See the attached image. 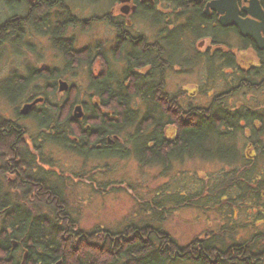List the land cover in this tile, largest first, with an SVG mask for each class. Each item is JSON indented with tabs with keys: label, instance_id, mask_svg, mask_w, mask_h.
Segmentation results:
<instances>
[{
	"label": "trees",
	"instance_id": "trees-1",
	"mask_svg": "<svg viewBox=\"0 0 264 264\" xmlns=\"http://www.w3.org/2000/svg\"><path fill=\"white\" fill-rule=\"evenodd\" d=\"M262 3L264 5V0ZM187 21L184 31L191 32L196 37L200 30L201 35L210 36L216 44L227 46L221 37L224 29L212 27L211 34L208 28H201L200 24L205 21L202 15L195 12L191 20ZM181 30L182 26L175 28L174 33H168V38L164 39L166 46L171 47V42L174 43L177 39L176 34ZM240 40L245 48L254 45L250 39L241 37ZM148 53L152 59L151 55L154 52L148 51ZM256 54L259 64L247 70H241L236 64L234 54L230 51L226 53L218 51L212 56L207 54L198 56V61L200 60L201 65L207 69L205 76H208V79L204 82L206 87L207 82L214 80L215 75L221 76L225 85L229 78L235 79L236 82L230 83L227 89L214 94L207 105H189L186 109L177 102L178 99L174 95L168 92L163 94V79L158 73L171 68L172 56L169 52L165 54L166 60L163 65L151 64V69L146 75L137 73L135 68L123 69L121 74L132 80L129 88L125 87L124 82L118 78L120 76L116 71L107 70L101 77H93L91 74L88 91L93 93L99 106L110 107L114 113L103 115L99 110L100 107L93 105L91 109L93 116L84 117L82 122L70 123L61 118L54 123L52 116L54 112L60 114L61 109L53 107L54 109L52 108L49 113L40 114L42 119L52 117L47 123L39 118L40 126L46 131L48 126L53 125L54 132L62 134V131H67L70 135L74 132V135L82 136L83 139L89 138L87 133L84 134V130L88 129L91 130L90 135H94L95 132L92 131L98 130L103 137L108 132L123 134L128 144L125 147L114 145L103 154L95 149L94 152L84 155L126 157L124 155H127L130 147L138 164L145 167L161 164L164 172L170 170L172 161L177 162L184 157L214 159L229 165L232 169L222 176H214L206 189L204 183L199 181L198 189L192 193L182 192L185 195H177L173 191L171 195L181 204L199 205L201 202L200 204H217L216 207L220 208L218 202L221 198L234 202L250 198L255 204L262 203L264 206V106L256 108L250 103L230 106V99L239 90L253 92L264 88V50H256ZM226 67L234 68L238 72L227 76L224 71ZM214 73L215 75L212 76ZM129 106H133V109ZM58 113H56L57 117ZM165 123L173 126L174 132L169 141L164 137ZM7 136L8 133H5L0 137V146H3L1 150H6L5 146H8ZM94 142L92 141V147ZM75 149L79 154H83L81 147ZM87 150L91 149L87 148ZM203 190L206 194L201 193ZM12 193L8 189L0 198V236H2L0 249L7 247L3 245L4 241L8 244L10 239H19L27 244L29 260H32L30 264H54L58 259H61V264H170L178 258L189 260L194 264H227L228 262L229 264H264V229L253 232V238L247 243L232 240L227 244L226 242L232 237L224 242L223 238L216 236L203 240L196 238L183 247L163 229L147 224L141 227L130 224L117 233L118 237L109 236L102 243L96 240L99 230L86 233L78 230L77 234L69 235L65 240L66 236L58 232L66 224H61L63 220L60 219V215L63 211L59 209L60 206L53 204L50 210L54 215L51 217L48 209L46 210L48 215L40 216L34 207L11 202ZM161 200H164V197ZM47 205L45 204V207ZM155 205L158 206V203L155 202ZM259 218L263 219L264 214L258 213L257 219ZM69 226L74 227L73 224ZM130 232L133 234L132 237L126 236ZM76 237L79 238L77 247L73 246V239ZM177 252H182L183 256ZM110 254L112 256L105 259V256ZM212 255L215 257L214 260ZM100 256L105 259L103 262H99Z\"/></svg>",
	"mask_w": 264,
	"mask_h": 264
},
{
	"label": "rangeland",
	"instance_id": "rangeland-1",
	"mask_svg": "<svg viewBox=\"0 0 264 264\" xmlns=\"http://www.w3.org/2000/svg\"><path fill=\"white\" fill-rule=\"evenodd\" d=\"M73 1L75 7L73 9L77 13V18H81L82 24L79 29H72L67 34V36L69 35L76 39L74 47L76 49L86 46L91 47V45L94 46L99 42L102 47L110 48L115 43L114 29L105 22L93 20L103 15L108 10V6L104 5L103 2L102 7L98 5L99 7L95 8L87 6V3L85 4L81 0ZM9 8L7 0H0V18H4L9 14ZM164 13L169 14L165 10L162 12L156 11V16L160 18L158 24L150 18L151 20H146L145 25H137L142 33L144 32L145 35L149 36L148 42H154L156 38L154 34L159 29H163L164 36L169 30H175L176 27L182 26L185 21L184 17L176 19L175 15L164 16ZM165 21H170L171 23L166 25ZM166 26L170 29H166ZM197 33L198 35L195 37L191 32L184 31L182 28L176 34L177 39H175L178 40L177 43L180 42L182 49L178 48L180 46H175L177 44L172 42L171 47L165 45L173 58H171V68L166 71L164 76L166 78L165 88L168 93L178 99L177 102L184 109L189 107V105H207L214 94L227 89L230 83L236 82L235 79L229 78L230 80L227 79L228 82L225 85L222 77L214 73L212 75H215L213 77L214 80L211 79L207 82V87H210L206 89L204 82L208 79V76H205L207 69L201 65L200 60L198 61V56L204 53L212 56L218 51L223 53L230 51V53L234 54L236 64L241 70H247L251 66L259 64L255 51L252 48H243L244 45L232 30L222 33V39L227 43V46L211 44L208 35H201L200 30ZM35 45L36 50L44 52L47 63L52 64L53 59L51 57L56 52L53 51L51 45L46 43L45 40L37 41ZM8 50L0 51V56H2L0 58V120L7 118L13 122L20 123L21 127H23L22 138L28 149L29 157H32L34 161L32 166L42 170V173L49 171L48 176L52 181L61 179L63 183L65 182L63 197L65 202H67L60 204L61 206L66 205L65 209L67 210L66 216L68 219L63 220L64 224L69 223L70 225L73 224V221L75 222L74 227L76 230H80L82 233L99 230L96 240L100 241V243L109 238V236L114 237L116 235L118 237L117 233L130 226V224L139 227L147 224L166 231L181 247L196 238L203 240L216 236L223 238L224 242L229 237H232L226 242L227 244L232 240L233 242L236 240L247 243L249 239L253 238V232L264 229V218L257 219L258 213L264 214V206L262 203L255 204L250 198L245 201L235 200V202L221 198L218 202L221 207L218 208L216 207L217 204H200L201 202L199 205L181 204L171 195L173 191L177 195L192 193V191L198 189L199 181L204 183V188L206 189L214 176H222L223 173L232 169L229 165L214 159L200 160L194 157L191 159L184 157L183 160L172 161L170 170L164 172L161 164L149 165L148 167L138 164L134 155L130 154L132 153L131 150H129L127 155H124L126 157L116 155L118 156L116 159L79 153V155H75V153L62 149L63 147H59L54 142H48V137H45L46 139L40 138L42 131L34 125L32 122L33 118L31 116L18 115V109L22 108V104L29 96V93L17 94L3 91L7 86L9 88L15 87L12 85L14 81L4 80L5 73L11 71L9 70L11 69L9 64L16 67L27 63L34 65L32 62H28L32 49L26 44H20L18 52L20 56L19 60L16 61V65L12 63L14 54L10 48ZM8 58H10V61H8ZM95 69L96 67H94ZM86 70V68H83L77 73H70L68 78L70 85L76 84L80 92L88 83ZM224 71L227 76L238 72L230 67L224 68ZM24 87L25 91L30 90L28 86ZM70 96V99L75 98L74 93ZM66 97L68 95L65 93L56 94L52 99L54 103L59 104ZM77 98L78 95H76ZM247 103H250L252 107H263L264 88L253 92L247 90L243 92V89H241L230 99V106H243L247 105ZM2 147L0 146V148ZM14 149L16 150V148ZM11 151L9 152L10 155H5L2 153L5 150L0 149V161L10 158L9 162L20 160L18 159L19 154L14 156L16 151L13 153ZM4 171H6L5 165L0 167V198L1 194L8 191L11 187L17 190L22 188L20 185L23 182L22 180L14 181L13 174L6 173L4 175L2 173ZM93 181L96 182L94 183ZM201 193H204V190ZM20 197L22 201L24 200L28 203V207H34L40 216L45 215L47 209L50 214H53L50 210L53 208L52 200L45 194L40 198V201H35L34 197L30 200L28 195ZM163 197L164 200H161ZM155 202L158 203V206L155 205ZM45 204L48 205L45 207ZM120 234L122 235L123 233ZM132 235L131 232L126 234L129 237H132ZM68 237L67 233L65 240ZM79 238L73 239V246H78ZM178 253L183 256L182 252ZM110 256L112 255L105 256V259L110 258ZM195 257L196 254L194 255ZM105 259L100 256L99 262H103ZM212 259H215L214 255H212ZM184 260L180 258L174 259L170 264H194L189 260Z\"/></svg>",
	"mask_w": 264,
	"mask_h": 264
},
{
	"label": "flooded vegetation",
	"instance_id": "flooded-vegetation-1",
	"mask_svg": "<svg viewBox=\"0 0 264 264\" xmlns=\"http://www.w3.org/2000/svg\"><path fill=\"white\" fill-rule=\"evenodd\" d=\"M81 1L85 4L87 3V6L95 8L99 7L98 5L102 7L103 2L104 5L108 6V10L103 15H100L93 20L97 22H105L109 27L114 29L115 43L112 44L110 48L106 49L102 47L99 42L94 46L91 45V47L86 46L80 49L74 47L76 39L72 36H67V34L72 29H79L82 24L81 18H77V13L73 9L75 8L73 0H7V4L10 6L9 14L4 18H0V51L3 50L4 52L5 49L8 50V48H10L11 52L14 54L12 63L16 65V61L19 60L20 56V53H18L20 44H26L32 49L30 51L32 53L29 54L30 60L28 59V62L34 64L30 65L27 63L24 65H17V67L9 64L11 66V69L9 70L11 71L5 73L4 80L14 81L12 85L15 87L9 88L7 86V88L2 90L5 93H29V96H27V99H25L22 104V108L24 105L30 104L31 106H29V109L25 113L21 112L22 108L18 109V115L31 116L33 118V121H31L37 129L40 128L42 131L40 138L43 137L46 139L45 137H48V142H54L59 147H63L62 149L75 153V155H79L75 149L76 147H81L83 149V155L85 153L94 152L95 149L98 153L103 154L105 151H109L110 147L114 145L125 147L128 144L127 140L123 138V134L118 135L115 132L105 133L103 137L98 130L92 131L95 133L94 135H90L92 133L91 130L88 129L84 130V134L87 133L89 135L87 137L89 138L83 139L82 136L74 135V132L72 135L67 131H62V134L54 132V130H52L54 128L53 125L50 127L48 126L45 131V129L40 126V114L43 112L49 113L53 107L60 108V114L54 112L55 114L52 116L53 119L52 117L41 118L42 122L44 121V123H47L52 119L54 123H57L61 118L70 121V123L74 121L82 122L84 117L90 118L93 116L91 113L93 105L99 106V102L94 97L93 93L88 91V87L91 84V81H89V75L92 74L93 77H101L107 70L111 72L116 71L117 75L120 76L118 78L124 82L125 87L129 88L132 85V80L122 75L123 69L135 68L137 73L146 75L151 69V64L153 65L156 63L158 66L163 65L166 60L165 54H168L169 51L165 46L166 42L164 44V39L168 38L169 32L174 33V29L169 30L166 35L163 36L164 31L161 28L154 34L156 37L154 42H148L149 36L145 35L144 32L142 33L138 27L145 25L146 20L151 19L158 24L160 18L156 16V11L162 12L165 10L169 12V14L164 13V16H169L171 14L173 16L175 15L176 19L184 17L185 21L182 23V26H184L182 27L183 30L185 28V23L188 22L187 20H191L193 14L196 12L199 15H202L205 19L203 24H200L202 29L208 28L210 32H212V27H220L221 29H224V32L232 30L236 33L239 40L242 37L248 40L250 39L251 42H253L254 45H250L249 47H246V49L252 48L255 53L256 50H264V48H258L257 42H255L253 37L243 36L236 25L228 24V26H224L222 22H220V18L224 13L218 12L210 6V4L216 0ZM258 1L261 9L264 11L262 0ZM13 3L14 5H12ZM236 5L238 15L241 18L249 17L250 19L257 20L246 11L250 5V0H236ZM164 23L169 25L171 22L165 21ZM166 29L170 28L166 26ZM261 35H263L262 31ZM208 38L211 44H216L213 38L210 36ZM40 40H45L46 43L51 45L53 51L56 52L54 53L55 55L51 57L53 59L52 64L47 63L44 52L42 53L39 50H36L35 44ZM177 41L178 40H175L174 43H172H176L177 45L175 46H180L178 48L182 49V46L179 44L180 42L177 43ZM241 43L244 45L243 42ZM243 48L245 47L243 46ZM148 51L154 52V54L151 55L152 59H150ZM17 53L18 55L16 56ZM0 58H2V56H0ZM8 61H10V58H8ZM94 67H96L95 70ZM83 68L87 69L88 83L86 87L81 90V93L76 84L70 85L68 78L70 73H77ZM165 73L166 70L162 73H158L161 79H163V94H167L168 92L165 88ZM62 83H65L66 88H62ZM24 86H28V89L30 90L25 91ZM64 93L68 95V97L65 99L63 98V100H61L62 102L59 104L53 102L52 98L54 95ZM72 93L75 94L74 99H70ZM76 95H78L77 99ZM147 95L149 94L147 93ZM161 96L163 95L161 94ZM77 106H80L81 117H77L74 114ZM99 107V110L103 115L114 113L110 107ZM129 107L130 109H133V106ZM56 113L59 114L58 117ZM87 125L89 126L88 123ZM87 125L85 126L87 127ZM0 128V133L3 135L8 133V146L5 147L6 150L2 153L10 155V150H12V153L16 151L14 156H18L19 154L18 159H20L15 162H9L11 158L0 161V167L5 165L6 171L2 172L4 175L6 173H11V175L13 174L14 181H23L22 184L20 183L22 188H19L18 190L14 187L10 188V191L13 192L11 202L13 201L17 205L20 203L21 206H27L28 203L24 200L22 201L20 196L28 195L30 200L34 197L36 199L35 201H40V198L45 194L50 200H52L53 204L56 203L61 207L59 209L62 210L63 213L60 215V219H68L66 216V205H60L61 203L67 202H65L63 197L65 193V182L63 183L61 179L52 181L48 176L49 171L42 173V170H38L32 166L34 161L32 157H29L28 149L22 138L23 127H21L20 123L13 122L7 118H2V120H0ZM48 130L52 131L49 132ZM163 131L164 137L169 141L172 132H174L172 124L165 123ZM12 134H14V136ZM92 141H95L93 144L94 147H92ZM14 148H16V150ZM87 148L91 150L89 151ZM118 148L119 147H116V149ZM128 149L131 150L130 147ZM118 156L113 157V159H116ZM20 176L21 178H19ZM93 182L95 183L96 181ZM52 215L54 214H50V217ZM72 223L75 226V222L72 221ZM61 224L63 225V222ZM58 232L62 236H67V233L68 235H75L78 231L75 227H70L69 223H66L64 227L58 230ZM1 239L2 236H0V240ZM3 245H5V247L7 245V247L0 249V264H30V261L32 262V260H29L28 249L26 247L27 244H24L21 240L10 239L8 244L4 241ZM57 262H59V264L62 263L61 259H58L54 264H57Z\"/></svg>",
	"mask_w": 264,
	"mask_h": 264
},
{
	"label": "water",
	"instance_id": "water-1",
	"mask_svg": "<svg viewBox=\"0 0 264 264\" xmlns=\"http://www.w3.org/2000/svg\"><path fill=\"white\" fill-rule=\"evenodd\" d=\"M213 9L218 12H223L224 15L220 18V22L224 26H228V24H234L239 28V32L243 36H251L257 42L258 48H264V11L261 9L258 0H250V5L246 9V11L254 18H241L238 15V9L236 5V0H216L210 4ZM261 31L263 35H261ZM62 88H66L65 83H62ZM29 105H24L21 109L22 113H25L29 109ZM77 111V112H76ZM77 117H81L80 106L75 108V113ZM59 264V262H57Z\"/></svg>",
	"mask_w": 264,
	"mask_h": 264
}]
</instances>
